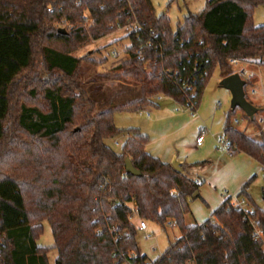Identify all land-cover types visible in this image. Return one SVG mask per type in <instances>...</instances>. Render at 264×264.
<instances>
[{"label":"trees","instance_id":"16d2710c","mask_svg":"<svg viewBox=\"0 0 264 264\" xmlns=\"http://www.w3.org/2000/svg\"><path fill=\"white\" fill-rule=\"evenodd\" d=\"M263 3L206 0L174 29L152 0H0V264H264L263 239L228 197L213 212L219 222L186 224L201 183L148 152L147 134L114 122L116 111L158 106L160 95L197 107L213 70L232 74L233 58L264 64V24L253 21ZM131 23L128 57L114 70L142 95L97 112L80 78L85 57L74 53ZM223 133L232 154L264 171L263 132L255 139L227 121ZM119 135L116 151L107 140ZM127 157L139 175L126 171ZM251 181L240 191L257 205ZM135 218L182 237L149 260ZM252 218L264 235V208ZM44 222L51 246L38 244Z\"/></svg>","mask_w":264,"mask_h":264},{"label":"rangeland","instance_id":"374dc122","mask_svg":"<svg viewBox=\"0 0 264 264\" xmlns=\"http://www.w3.org/2000/svg\"><path fill=\"white\" fill-rule=\"evenodd\" d=\"M152 2L158 14L164 13L171 18L172 27L175 29L177 23L183 21L188 12L200 11L205 6L206 0H152ZM253 17L256 25L264 24V3L255 9ZM84 25H89V22L86 21ZM61 28L69 31L71 25H62ZM127 33L129 30L126 28H119L102 38L90 40L74 53L77 57H85L80 67V78L89 96L95 101L97 112L138 99L142 95L139 83L126 79L120 71L114 70L122 60L116 65L108 63L109 59L114 58L113 52H125L130 44V39L126 37ZM245 66L259 71L264 81V64L250 62ZM232 70L234 71L233 66ZM209 78L196 107L195 112L198 117L193 116L191 109L183 108L169 95L154 98L159 106L114 113L117 127L138 128L148 135L150 142L147 150L159 152V148L164 147L166 154H177L176 163L180 160L192 161L196 164L204 163L203 170H199L200 172L197 170L190 175L196 181L201 178V191L199 189V197L193 198L190 202L191 211L185 216L188 225L201 224L211 219V214L220 205L219 200L242 190L239 189L240 185L243 187L251 178L248 192L255 203L264 208V171L260 162L243 153L229 154L219 151L217 144L218 137L224 135L227 121L230 126L244 131L248 136L260 139V132L264 130L263 123L259 121L264 117V99L255 102V98L260 96L251 95L252 85H246L248 100L258 108L252 119L241 108H232L231 91L222 85L223 77L217 66ZM236 119L239 123H235ZM178 127L181 128L175 131ZM200 133L204 134L205 139L202 147L196 144ZM164 134L165 137H160ZM125 139V135H119L108 139L107 143L114 150L120 151ZM134 220L139 224L143 219ZM145 221L147 230L138 228L137 240L140 251L146 254L149 260L161 256L171 244L182 237L180 229L176 226L170 225L164 229L153 221ZM213 221L219 222L216 218ZM38 244L45 246L53 244L52 230L48 222H44V232ZM56 255L57 250L52 249L49 255L50 261L53 262Z\"/></svg>","mask_w":264,"mask_h":264},{"label":"built area","instance_id":"2783aa9c","mask_svg":"<svg viewBox=\"0 0 264 264\" xmlns=\"http://www.w3.org/2000/svg\"><path fill=\"white\" fill-rule=\"evenodd\" d=\"M136 27L137 26L135 23H131V24H127V25L120 27V28H126V30H129V33H130ZM125 52L127 53L126 49H125ZM125 52H122V51L113 52V57L120 59L122 56L126 55ZM139 53H141V50H139ZM250 62H254V61H244V60H240L238 58H233V60L232 59L230 60V63H232L231 65L234 67L233 73H239L240 76L242 77V79H245L244 80L246 83L245 87L247 84L252 85L251 95L260 96V97H263V99H264L263 77L259 71H256L254 69H250L249 67L245 66L246 63H250ZM257 85H259V87H256ZM188 86L189 85H187L186 87H188ZM192 94H193V92H192ZM160 97H161V95H160ZM247 99H248V97H247ZM181 105L183 106V108L185 107L186 109H191L193 111V116L198 117L196 112H195L197 109H196V106L193 102L188 101L185 104H181ZM259 121L262 122L264 125V117L261 118ZM235 123H239V120L236 119ZM263 129H264V126H263ZM197 140H198L197 143L201 144L204 141V134L200 133ZM116 143L118 144V142H116ZM217 144H218V150L219 151L228 152L229 154L232 153V146H231L229 138L226 135H222V136L218 137ZM228 199H229V205L240 209L244 214L243 218L246 220H249L251 225L254 227L255 238L256 239H263V241H264V235H263L262 229L257 226L258 221H256V219L252 218V213L256 210L257 205L252 203L244 193H241V191L228 196ZM138 227L140 230L146 231L147 230L146 221L140 220Z\"/></svg>","mask_w":264,"mask_h":264},{"label":"water","instance_id":"95a60500","mask_svg":"<svg viewBox=\"0 0 264 264\" xmlns=\"http://www.w3.org/2000/svg\"><path fill=\"white\" fill-rule=\"evenodd\" d=\"M60 31L66 32V29L60 28ZM245 79H242L239 73H232L226 77H224L221 81L222 85L229 89L232 94V108H241L249 117L252 119L256 112H258V108L253 105L248 99L245 93ZM126 171L131 174L139 175L140 170L136 169L130 160V158L125 159ZM176 169H180L178 163H172ZM199 192L196 191L193 195V198L197 197ZM263 199H264V191H263Z\"/></svg>","mask_w":264,"mask_h":264},{"label":"crops","instance_id":"0c3cea01","mask_svg":"<svg viewBox=\"0 0 264 264\" xmlns=\"http://www.w3.org/2000/svg\"><path fill=\"white\" fill-rule=\"evenodd\" d=\"M128 57V55H125V57L124 56H122L120 59H118V58H111V59H109V61H108V63H111L112 65H116L118 62H120L121 60H124L125 58H127ZM263 99V97H260V98H255V102L256 101H258V100H262ZM158 106H159V104H158ZM256 106V105H255ZM147 115H148V117H150V115L147 113ZM181 127H178L177 129H175V131H177L178 129H180ZM237 129V128H236ZM140 130V129H139ZM239 130V129H238ZM263 132H264V130H263ZM260 135H261V132H260ZM166 136V134H164V135H162V136H160V137H165ZM250 137H252V136H250ZM198 138V137H197ZM205 140V139H204ZM204 142L205 141H203L201 144H198L197 142H196V144H197V146L198 147H202L203 145H204ZM149 145V144H148ZM148 147V146H147ZM160 150H159V152L157 151V150H153V152H151V151H149L148 150V152H150L151 154H153V155H156V156H158L159 158H161L162 160H164V161H166V162H169V163H173V162H175L176 163V161H177V154L176 153H171V154H166L165 153V151L164 150H166V148H164V147H160L159 148ZM154 151H157V152H154ZM244 154V153H243ZM169 155V156H168ZM246 156H248L247 154H245ZM169 157V158H168ZM250 157V156H249ZM252 158V157H251ZM204 162V161H203ZM178 165H179V167H180V170L183 172V173H186L188 176H190L191 174L193 175L194 173H196L195 171H197L198 170V172H200L199 170H203L204 169V167H205V165H204V163H200V162H198V164H196V163H192V161H186V162H182L181 160L178 162ZM261 167H262V165H261ZM191 177V176H190ZM243 181V180H242ZM197 182L198 183H201V178H198L197 179ZM241 184H242V182H241ZM244 186V185H243ZM242 188V186L240 185V188L239 189H241ZM200 191H201V189H200ZM200 191H199V193H200ZM247 191H248V189H247ZM228 197V196H227ZM227 197H222L220 200H219V206H221V205H223L222 203L224 202V200L227 198ZM214 216H213V213L211 214V219L212 220H214ZM137 226H139V224L137 223ZM54 259L55 258H53V262H54Z\"/></svg>","mask_w":264,"mask_h":264}]
</instances>
